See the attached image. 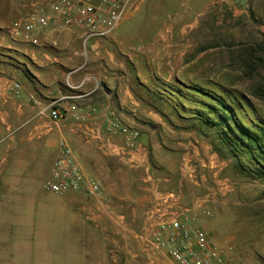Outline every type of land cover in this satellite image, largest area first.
Returning a JSON list of instances; mask_svg holds the SVG:
<instances>
[{
	"label": "crops",
	"instance_id": "obj_1",
	"mask_svg": "<svg viewBox=\"0 0 264 264\" xmlns=\"http://www.w3.org/2000/svg\"><path fill=\"white\" fill-rule=\"evenodd\" d=\"M166 5L163 0H142L108 36L91 38L85 44L78 28L48 27L27 36L10 34L8 28L19 16V3L0 0V209L11 214L25 210L28 220L24 225H6L9 228L0 243L6 252L0 254V261L10 264L14 259L20 264L22 255L28 260L31 255L36 258L43 253L48 234L58 227L78 246L73 247L77 264H86L87 257L91 259L88 264L101 263L106 245L119 251L124 264H144L136 230L150 192L143 165L132 162L147 161L161 187L183 185L186 204L213 186L214 161H223L222 176L232 173V160L220 157L207 138L182 123L170 93L174 85L199 84L181 80L178 73L183 68L179 64L192 63L190 56L185 60L190 45L183 40L205 15L208 1L198 11L186 3L172 11ZM143 11L135 30L124 26L131 15ZM14 81L19 83L17 95L10 89ZM51 109L58 111L59 121L50 118ZM75 114L84 118L76 119ZM134 131L145 153L138 149L119 158L103 145L108 138L110 148L117 151ZM61 141L72 149L83 172L98 181L100 199L81 192L42 191V179ZM192 147L200 161H210L199 169L204 173L201 185L180 183L181 157ZM218 215L219 211L205 216L193 210L186 222L203 228V224L212 225ZM203 229L213 246L232 245L227 264L239 259L233 239H219L212 230ZM162 263L177 264L165 253Z\"/></svg>",
	"mask_w": 264,
	"mask_h": 264
},
{
	"label": "rangeland",
	"instance_id": "obj_2",
	"mask_svg": "<svg viewBox=\"0 0 264 264\" xmlns=\"http://www.w3.org/2000/svg\"><path fill=\"white\" fill-rule=\"evenodd\" d=\"M164 1L171 11L180 7V3H186L192 10L198 11L208 1L205 15L199 17L197 25H193L183 40L190 45L187 48L190 55L185 60L190 56L192 63L187 66L179 64L183 68L178 78L207 87L206 83H220L245 101L246 108L242 112L247 113V121L258 118L264 122V99L254 95V91L264 95V0ZM236 10L243 11L239 13ZM164 11L170 9L165 8ZM143 13L131 15L124 21V26L135 30ZM231 170L232 173L225 176L235 183V191L226 196V202L212 225L202 226L212 230L216 238L233 239L240 253L239 259L232 264H264V177L244 175L233 165ZM44 178L40 188L44 193H51L42 187ZM1 210L0 243L4 242L3 236L9 228L6 225L14 227L18 222L21 225L28 222L25 210H17L16 214L1 213ZM13 227L10 228L12 235H15ZM65 234L56 227L44 241L43 253L36 255V258L31 255L30 260L22 255L20 264H77L73 247L78 246L72 239H67ZM98 239L103 240L102 233H98ZM106 246L103 248L102 262L98 264H124L119 251L112 245ZM5 252L6 249L0 245V254ZM114 254L116 259L112 256ZM85 259L86 264L91 260L89 257ZM0 264L9 263L1 259ZM10 264H15L14 259H11Z\"/></svg>",
	"mask_w": 264,
	"mask_h": 264
},
{
	"label": "built area",
	"instance_id": "obj_3",
	"mask_svg": "<svg viewBox=\"0 0 264 264\" xmlns=\"http://www.w3.org/2000/svg\"><path fill=\"white\" fill-rule=\"evenodd\" d=\"M142 0H18L19 16L12 22L8 31L14 36H27L40 28H78L83 42L93 38H105L126 16L134 12ZM17 95L19 83L10 85ZM50 118L59 121L61 116L56 109L49 112ZM83 119L81 114L73 115ZM116 125V124H115ZM138 132H131L124 145L110 148L109 139L103 140L105 148L119 158H126L130 151H137ZM140 151L145 153V149ZM195 148L186 150L180 161V183L185 180L201 185L204 173L201 167L210 164L209 159L200 161ZM127 158H130L127 156ZM216 160L212 158L211 161ZM142 164L146 172L150 201L143 212L136 230L140 258L144 264H163L162 254H167L177 264H227V251L232 245L213 246L208 233L202 227L189 225L188 213L199 210L205 216H212L222 209L226 196L235 191V183L220 174L224 163L216 160L212 164V187L207 188L192 204L184 202L183 188L161 187L146 161H133ZM42 187L51 193L81 192L92 199H100L102 189L98 181L86 175L76 163L72 149L65 141L59 143L58 153L43 180Z\"/></svg>",
	"mask_w": 264,
	"mask_h": 264
},
{
	"label": "trees",
	"instance_id": "obj_4",
	"mask_svg": "<svg viewBox=\"0 0 264 264\" xmlns=\"http://www.w3.org/2000/svg\"><path fill=\"white\" fill-rule=\"evenodd\" d=\"M179 85L171 86L170 93L175 96V110L182 123L207 138L213 150L222 158H230L233 167L244 175L263 178L264 122L258 118L247 121V113L242 112L245 101L225 86ZM254 95L264 99L259 91Z\"/></svg>",
	"mask_w": 264,
	"mask_h": 264
}]
</instances>
